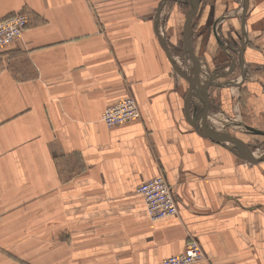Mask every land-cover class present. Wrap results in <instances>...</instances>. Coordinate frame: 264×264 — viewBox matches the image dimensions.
Wrapping results in <instances>:
<instances>
[{
  "label": "crops",
  "instance_id": "1",
  "mask_svg": "<svg viewBox=\"0 0 264 264\" xmlns=\"http://www.w3.org/2000/svg\"><path fill=\"white\" fill-rule=\"evenodd\" d=\"M162 1L0 0V20L28 17L0 50V264H159L191 238L205 253L193 264H264V159L186 113L197 71L223 83L246 65L242 95L241 81L198 86L190 114L223 133L243 103L264 126V0H233L225 17L224 0ZM236 52L244 68L227 70ZM126 95L140 118L106 126L103 110ZM159 173L178 212L152 220L136 187Z\"/></svg>",
  "mask_w": 264,
  "mask_h": 264
},
{
  "label": "built area",
  "instance_id": "2",
  "mask_svg": "<svg viewBox=\"0 0 264 264\" xmlns=\"http://www.w3.org/2000/svg\"><path fill=\"white\" fill-rule=\"evenodd\" d=\"M28 17L23 12H16L0 20V50L6 49L15 40L21 39ZM140 118L138 103L126 95L108 105L101 114L102 122L108 127L122 125ZM136 192L144 202L149 219H158L178 212L171 185L162 174L154 175L136 187ZM204 251L197 240L191 238L179 254L170 255L159 264H193L202 260Z\"/></svg>",
  "mask_w": 264,
  "mask_h": 264
},
{
  "label": "water",
  "instance_id": "3",
  "mask_svg": "<svg viewBox=\"0 0 264 264\" xmlns=\"http://www.w3.org/2000/svg\"><path fill=\"white\" fill-rule=\"evenodd\" d=\"M168 1H171V0H163L161 5H160V9L159 11H161L162 7L164 6L165 3H167ZM246 3L247 0H244ZM194 14V12H190V15H189V20L188 22L191 21V16ZM228 16V15H227ZM159 33L161 35V39H162V42H163V46L165 47V38H164V35H163V32H162V27L159 26ZM169 54V53H168ZM170 55V54H169ZM188 59H190V61L192 62H195V61H199V58L197 57H194V56H189ZM201 63V62H200ZM241 64H242V67L244 68V60L242 58V61H241ZM228 70V69H227ZM207 74V70H202L201 71H197L195 77L191 80L190 82V89H189V93L187 94V98H186V113L188 114L189 116V119L191 121L192 124L196 125L198 124L199 127L205 132L207 133V135L214 141H217V142H228L232 145V147L230 148L236 155L242 157V158H245L247 160H253V161H260V160H263L264 159V154L262 156H253L252 154H249L248 153V150L246 148V146H244L242 144V142L237 139L236 137H234L233 135L229 134L228 132H223V133H216L210 129H208L207 127H205L204 124L202 123H197V121H195V117L191 114V108H190V98H192L194 95H195V90L198 86H203L202 88V91L201 93L203 95H205V92H206V87L210 86V85H214L216 87H222L223 85H234L236 83H239L241 81V79H243L244 75H245V72L244 70L242 69V72L240 74V80L236 79L235 81H231V79H228L226 81H224L223 83L222 82H214L217 75L215 72L213 73H208V76L206 75ZM206 75V76H205ZM228 82H230V84H228ZM221 126H228L230 128H232V130H237L238 128H241L242 126L248 131H256V130H252L251 128H248L244 125H240V124H236L233 122V120H231L230 118L228 117H225V119H223V121L220 122ZM263 134H264V131H261ZM225 144V143H224Z\"/></svg>",
  "mask_w": 264,
  "mask_h": 264
},
{
  "label": "rangeland",
  "instance_id": "4",
  "mask_svg": "<svg viewBox=\"0 0 264 264\" xmlns=\"http://www.w3.org/2000/svg\"><path fill=\"white\" fill-rule=\"evenodd\" d=\"M208 2H210V0ZM211 2L214 3L215 1L214 0H211ZM202 3H203V1L200 3V8L197 9V13H196L197 16L194 15L193 20H192V30H193L192 33L194 34L193 35V46H195L197 48V51L195 50V53L199 52L200 51V48H201V47H199L200 46V44H199V32H197V34H196V26H198V24L200 23V21H199L200 20L199 19L200 16L199 15H200L201 11L202 10H206L205 7H204V5H202ZM223 3H224V5L225 4H229V8L230 9L233 8V4H234V1L233 0H224ZM219 13L220 12H217L216 14L213 13V17L211 18L212 19V22H209L208 24H206V26L204 24V28L205 29H203V33L206 30L208 32V34H212V32H213L212 23L214 21H216L217 16L219 15ZM225 28L227 29L228 27L225 25ZM210 36L212 37V35H210ZM212 40H213V43L214 44H211V45H212V47L214 49L217 50V46H216V44L214 42V39L212 38ZM230 75L234 76L235 74L234 75L233 74H230ZM245 85H247L246 78L245 79H242V81L240 82V84H238V86H236L237 88H240L239 90H240L241 95L245 92L244 91ZM211 89H212V87L211 86H208V88H207L208 91L205 93L204 96H206L207 93L211 91ZM217 89H219V88H217ZM212 101L214 102L215 99L212 98ZM218 107H219V103H218L216 109ZM241 108L243 110H245V113L247 114L246 105L243 104V103H241ZM246 114L240 120H238L239 121L238 123L240 125H243L244 124V126H246V127L250 126L252 128V130H256V131H250V132H248L243 126L241 128H238L237 130H232V129H230V127H228L226 125L225 126H221L222 127L221 129L223 130V132L226 131L229 134H231L234 137H236L237 139H239L244 146H246L248 148H251V149H254V148L257 149V150L261 149L260 154L261 153L264 154V134L261 132L262 130H264V126L262 124V121L260 119L259 120L258 119H254L253 120V119H251V118L248 117V114L247 115Z\"/></svg>",
  "mask_w": 264,
  "mask_h": 264
},
{
  "label": "flooded vegetation",
  "instance_id": "5",
  "mask_svg": "<svg viewBox=\"0 0 264 264\" xmlns=\"http://www.w3.org/2000/svg\"><path fill=\"white\" fill-rule=\"evenodd\" d=\"M228 5V4H227ZM225 8H226V10H225V14L224 15H221V16H227L228 14H230L229 12H230V8H229V6H225ZM227 14V15H226ZM229 16V15H228ZM232 16V15H231ZM222 19V17H220V19L217 21V22H219L220 20ZM212 20L211 19H209V21H208V23L209 22H211ZM237 54L235 55V57H234V55H232L231 53H227V55H226V58H227V60H225L224 61V65L225 66H227V65H230L231 63H232V66H228V70L229 69H231L232 68V70H235L236 68H242L241 66H242V64H240L239 63V58H237V57H239V52H236ZM224 66V67H225ZM219 68L221 67V66H218ZM217 67V68H218ZM223 67V66H222ZM245 74H246V71H247V66L245 65ZM234 78V77H233ZM232 78V79H233ZM244 78V77H243ZM229 79H231V78H229ZM241 81H242V79H241Z\"/></svg>",
  "mask_w": 264,
  "mask_h": 264
}]
</instances>
